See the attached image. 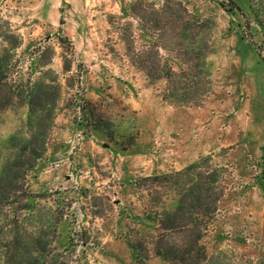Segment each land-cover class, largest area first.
<instances>
[{
  "label": "rangeland",
  "instance_id": "1",
  "mask_svg": "<svg viewBox=\"0 0 264 264\" xmlns=\"http://www.w3.org/2000/svg\"><path fill=\"white\" fill-rule=\"evenodd\" d=\"M154 46L161 64L196 69V105L164 101L165 81L137 69L132 54ZM0 60L56 97L28 206L0 210V264H169L151 243L174 202L154 204L141 179L200 159L225 188L204 264H264V0H0ZM29 117L19 99L0 110V171Z\"/></svg>",
  "mask_w": 264,
  "mask_h": 264
},
{
  "label": "trees",
  "instance_id": "2",
  "mask_svg": "<svg viewBox=\"0 0 264 264\" xmlns=\"http://www.w3.org/2000/svg\"><path fill=\"white\" fill-rule=\"evenodd\" d=\"M171 22L173 24L176 20ZM153 31L158 32L159 36L162 35V28L158 24L153 26ZM8 38L4 36V41L7 42ZM127 46L126 51L129 53L131 47ZM159 49L158 46H154L151 53L142 51L132 54L134 62L138 64L137 69L152 81H165L166 88L162 95L164 101L177 106L196 105L198 97L191 95L192 87L189 84L194 85L190 78L195 77L192 72L196 69L191 67L188 70L176 71L170 65L161 64ZM193 49L194 46L192 49L186 48L183 55L187 57L190 55L188 58L191 59ZM4 53L1 60L8 62L9 50L5 48ZM1 60L0 110L6 109L15 99H19L21 103L27 105L32 125L28 139L21 146L12 145L15 150L14 157L7 161L0 171V210H8V213L15 216L19 210L28 206L26 204L19 206L25 193L23 190L25 176L45 152L50 129L46 121L50 120L56 97L52 99L51 94L39 91L29 80L23 84L21 80L11 79L9 65L2 66ZM205 70L204 67L197 66L195 72L197 77H205ZM209 163L208 159H200L181 171L141 179L142 182L148 183L143 186H151L150 191L153 189L157 194L154 204H162L160 203L162 196L170 197L174 202L172 208L164 209L158 215L156 219L158 232L151 243L154 254L169 264H204L206 261V250L201 242L216 215L218 201L225 189L218 177L219 171L210 167ZM138 185L141 186V182ZM177 234H183V239L171 241L170 238Z\"/></svg>",
  "mask_w": 264,
  "mask_h": 264
}]
</instances>
